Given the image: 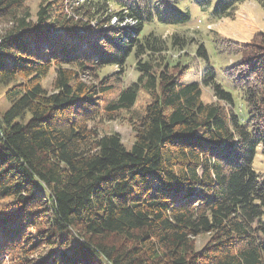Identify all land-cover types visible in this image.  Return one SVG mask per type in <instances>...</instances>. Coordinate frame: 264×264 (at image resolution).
I'll return each instance as SVG.
<instances>
[{"label": "trees", "instance_id": "trees-1", "mask_svg": "<svg viewBox=\"0 0 264 264\" xmlns=\"http://www.w3.org/2000/svg\"><path fill=\"white\" fill-rule=\"evenodd\" d=\"M27 1L0 0V244L48 248L37 264H264V36L206 29L243 0ZM121 112L130 148L98 128Z\"/></svg>", "mask_w": 264, "mask_h": 264}, {"label": "rangeland", "instance_id": "rangeland-1", "mask_svg": "<svg viewBox=\"0 0 264 264\" xmlns=\"http://www.w3.org/2000/svg\"><path fill=\"white\" fill-rule=\"evenodd\" d=\"M41 0H28L26 4L31 9L32 13H34L37 10V6ZM110 9H115L113 6L110 7ZM114 21H111V24H113ZM118 23V22H116ZM193 28H195L193 26ZM210 28H215L218 31L228 35L232 36L235 39L239 40H247L250 38H254L253 35L260 34V36H264V8L261 6V4L256 0H243L241 3H239L235 9V11L232 13V15L228 18L223 19L219 23L215 25H211ZM260 36L255 37L254 43H260ZM203 40H206L208 42L209 38L204 37ZM255 45V44H254ZM262 48L261 44H258ZM194 45H191L189 50L193 52ZM255 47V46H254ZM255 49H257L255 47ZM191 57V56H190ZM220 60H224L222 57L217 55H210L208 60L205 61H196L192 65H190V69L187 73V75L184 76V80L191 81L196 78L201 79V73L203 72L204 68L207 66H214V63L220 62ZM115 70L114 67H108L103 70V72H110L111 70ZM124 75V78L122 80L123 85H127L130 82L134 81L137 77V74L134 70V64L131 60L128 63V66L126 67L125 71L122 73ZM51 78H48V81L44 82V85L47 86L49 84ZM87 79V81H91V78H83ZM226 82L223 78H219ZM11 85V84H10ZM0 86V112L6 110L9 106V101L7 100L5 93L8 87L10 86ZM204 98L206 100L212 99L211 91L208 88L204 89ZM213 95V94H212ZM143 96L149 98L148 95L143 94ZM145 99H139L136 103V108L140 109L141 105L145 103ZM238 107L243 110V106L239 105ZM130 114L121 112L118 118L115 120L107 121L103 119L101 123L98 124V128L101 133H117L120 137L121 142L124 144L126 148H130V146L133 143L134 140V134L131 128V124L129 122ZM254 168L257 171L264 172V155H262L260 152L255 156ZM17 212V206L15 204V200L13 198H6L4 200L0 201V221L1 219L7 217V214L13 215ZM3 224L0 222V235L2 234V228ZM2 226V228H1ZM28 231H31L34 233L35 231L31 228H28ZM1 241V240H0ZM9 242H11V239H8L7 242L4 239V244L2 241L1 248L3 249V254L0 258V264H20L21 262L28 261L29 259H32L33 262H36L34 264H37L39 260H42L45 256L48 248H44L40 251H38L36 254L25 258L24 254L20 253L15 246H8ZM204 242L203 237L197 238L195 245L199 247ZM7 244V245H6ZM41 256V257H40ZM40 258V259H39Z\"/></svg>", "mask_w": 264, "mask_h": 264}, {"label": "bare ground", "instance_id": "bare-ground-1", "mask_svg": "<svg viewBox=\"0 0 264 264\" xmlns=\"http://www.w3.org/2000/svg\"><path fill=\"white\" fill-rule=\"evenodd\" d=\"M128 20L124 23V22H120V26H125L126 24H134L135 23V20L134 19H131V18H127Z\"/></svg>", "mask_w": 264, "mask_h": 264}]
</instances>
